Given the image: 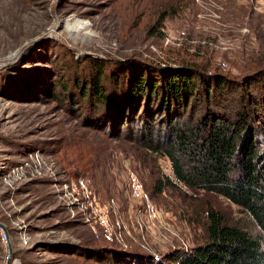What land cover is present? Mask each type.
I'll return each mask as SVG.
<instances>
[{
	"label": "rangeland",
	"instance_id": "374dc122",
	"mask_svg": "<svg viewBox=\"0 0 264 264\" xmlns=\"http://www.w3.org/2000/svg\"><path fill=\"white\" fill-rule=\"evenodd\" d=\"M209 9L221 15L219 22L199 19L195 0H0V264H120L126 257L164 264L169 252L192 248L202 237L195 214L207 207L264 246L255 221L222 196L185 187L155 194L154 183L172 176L169 161L145 160L130 145L85 127L86 120L100 127L101 113L88 102H66L58 86L64 82L72 91L77 79L87 81L91 60L176 69L208 60L212 71L237 80L251 73L252 62L264 67V13L250 0H215ZM162 15V28L150 34ZM68 19L88 26L71 34L63 26ZM170 34L176 44L168 43ZM67 146L73 158L96 155L97 167L79 172L77 163L66 165ZM132 173L158 210L157 221L140 216L130 196ZM80 180L102 204L115 202L113 220L125 225L130 248L102 247L91 227L73 216L77 208L68 207L65 185Z\"/></svg>",
	"mask_w": 264,
	"mask_h": 264
},
{
	"label": "trees",
	"instance_id": "16d2710c",
	"mask_svg": "<svg viewBox=\"0 0 264 264\" xmlns=\"http://www.w3.org/2000/svg\"><path fill=\"white\" fill-rule=\"evenodd\" d=\"M165 18L157 20V29L152 27L150 34L162 28ZM205 61L183 62L176 69L136 61L107 66L91 60L87 81L81 84L77 79L72 91L64 82L58 86L66 102L72 100L74 106L88 102L101 113L100 127L83 115L85 127L130 145L145 160L169 161L172 176L154 183L155 194L185 187L222 196L253 219L264 235L263 62H252L251 73L237 80L212 71ZM53 90L55 98L57 85ZM77 90L79 94L72 93ZM69 152L67 146L63 161L70 167L77 163L79 172L98 165L96 155L77 159ZM195 216L202 224V237L192 248L169 252L164 264H264L261 241L231 224L220 210L207 207ZM125 259L127 263H118L138 264Z\"/></svg>",
	"mask_w": 264,
	"mask_h": 264
},
{
	"label": "built area",
	"instance_id": "2783aa9c",
	"mask_svg": "<svg viewBox=\"0 0 264 264\" xmlns=\"http://www.w3.org/2000/svg\"><path fill=\"white\" fill-rule=\"evenodd\" d=\"M196 4L202 9V12L198 14L199 19L209 18L215 22H219L221 15L212 13L209 7L214 6L215 0H195ZM253 9L259 13H264V0H250ZM180 38L183 39L186 36V32L180 34ZM176 38L170 34L168 43L176 44ZM206 47L205 43H203ZM218 48V46L211 44L209 47ZM223 67L226 64L223 63ZM66 189H71L70 192L65 195L67 197L68 207H76L77 212L73 214L77 216L79 221L85 225L91 227L95 232L96 237L101 241L114 244L123 248H130L126 243V227L116 217L114 221V213L116 214L115 202H109L102 204L97 197V194L91 191L87 184L80 180L75 184H66ZM129 190L131 198L137 202L140 206L138 212L143 216H146L150 221H157L159 217L158 210L152 203L149 194L146 192L144 184L135 174H131L129 177ZM79 194V198L75 193ZM97 228H100L101 232H97ZM129 234V232H128Z\"/></svg>",
	"mask_w": 264,
	"mask_h": 264
},
{
	"label": "bare ground",
	"instance_id": "6f19581e",
	"mask_svg": "<svg viewBox=\"0 0 264 264\" xmlns=\"http://www.w3.org/2000/svg\"><path fill=\"white\" fill-rule=\"evenodd\" d=\"M63 26L68 32L73 34L74 31L75 32H81L82 30H84V28H86L88 26V24L85 22H81L79 20H76V19H74V20L68 19L63 23Z\"/></svg>",
	"mask_w": 264,
	"mask_h": 264
},
{
	"label": "water",
	"instance_id": "95a60500",
	"mask_svg": "<svg viewBox=\"0 0 264 264\" xmlns=\"http://www.w3.org/2000/svg\"><path fill=\"white\" fill-rule=\"evenodd\" d=\"M1 225V224H0Z\"/></svg>",
	"mask_w": 264,
	"mask_h": 264
}]
</instances>
